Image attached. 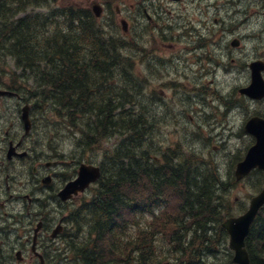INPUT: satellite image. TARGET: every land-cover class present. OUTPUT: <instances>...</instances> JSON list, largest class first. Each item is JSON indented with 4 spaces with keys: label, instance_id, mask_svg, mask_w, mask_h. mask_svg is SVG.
Instances as JSON below:
<instances>
[{
    "label": "trees",
    "instance_id": "trees-1",
    "mask_svg": "<svg viewBox=\"0 0 264 264\" xmlns=\"http://www.w3.org/2000/svg\"><path fill=\"white\" fill-rule=\"evenodd\" d=\"M56 10L58 12L50 13ZM110 28L116 33L119 27L113 25ZM125 45L129 46L128 54ZM131 46L112 34L89 9L72 4L61 6L59 0H0V87L22 90L25 82L28 92L39 90L41 95L36 106L49 107L44 111L48 116V112L54 113L66 129L73 131L80 149H88V146L103 151L101 140L120 144L114 150L108 149L110 156H105L113 163L102 167L103 176L95 196L78 211L82 222L77 226L75 261L124 264L127 255L140 250L137 258L150 264L149 250L156 234L160 233L163 239H156V242H175L177 258L173 264H212L209 256L216 255L221 247L220 240L227 241L228 238L222 222L232 216L229 194L236 186L234 179L230 178L226 184L217 176L209 179L215 183L206 179L195 181L191 190L192 171L203 172L205 169L184 163L175 171L152 160L149 150L138 156L142 159L139 162L133 157L137 154L134 149H129L131 144L126 142L144 141L147 119L142 107L138 114L132 109L136 102L135 94L121 86L122 79L130 74L132 78V69L111 79L107 96L113 103L124 105L120 116L126 120L127 128L134 130L139 127L145 129L143 132L131 134L122 128L115 129L112 116L113 109L118 106L107 104L110 108L107 114L106 108L99 109V102L104 101L94 99L95 91L98 92L96 88L107 78L105 76L98 82L96 78L89 77L91 68H99L101 59L111 65L121 63L124 69L131 60ZM85 51H89L93 66L87 63L86 67L81 62L86 58ZM20 67L24 68L23 73L18 72ZM102 71L109 72L107 69ZM5 77H8V82ZM143 104L146 110L147 102ZM132 115L139 116V122L133 121ZM153 123L151 121V125ZM254 181L253 187L259 190L264 183V175L258 174ZM157 182L158 186L155 185ZM215 191L222 195L221 200L216 198ZM168 201L174 203L175 212L173 207L169 211L168 205L166 208L161 205ZM86 209L91 212L84 216ZM160 212H163L161 219L156 217ZM148 216H155L154 225L147 222ZM87 226L89 238H79L80 233H86L81 231ZM130 228L140 230L137 239L133 238L135 234L132 231H127ZM119 236L126 241L125 244H121L122 241L117 244ZM138 241L139 244L136 243ZM104 244L109 245L108 251ZM246 246L251 264H264V214L261 213L254 222ZM145 247V251L141 250Z\"/></svg>",
    "mask_w": 264,
    "mask_h": 264
},
{
    "label": "flooded vegetation",
    "instance_id": "flooded-vegetation-1",
    "mask_svg": "<svg viewBox=\"0 0 264 264\" xmlns=\"http://www.w3.org/2000/svg\"><path fill=\"white\" fill-rule=\"evenodd\" d=\"M137 1L139 6L135 9L137 18L133 25L136 39L140 37L138 24L147 23L142 18L144 14L153 21L149 13L162 11L161 7L157 9V4L169 0ZM144 1L152 3L148 9L142 7ZM178 1L184 2H171ZM194 2L201 15L198 24L194 21L187 25V19L181 26L174 25L173 21V24L157 22L153 28L166 40H153L148 46L135 42L134 75L139 78L148 74L154 78L148 79V88L153 85L151 102L149 100L152 113L158 110L156 103L167 109L175 106L177 89L181 116L186 107L188 112L199 113L200 106L214 108L216 104L222 108L225 105V112L234 114V108L238 110L245 103L252 107L256 102L261 107L260 117L264 119V99L253 101L243 95V90L252 84L255 69L264 80V47L255 46L251 50L254 57L250 59L247 53V46L251 47L247 42L264 39V0ZM177 28L181 29L179 39ZM253 28L257 29L254 33L251 32ZM178 44L183 47L175 52ZM167 49L169 54L160 56ZM158 63L165 65L162 78L169 77L166 81H160L161 77L153 73ZM236 82L243 86L237 88ZM165 85L170 90L166 99L163 98V87L167 90ZM1 91L10 94L0 96V110L3 111L0 115V264H43V261L44 264H61L60 253L76 229L75 206L82 199L81 195L66 202L60 199L67 183L76 178L75 164L66 163V156L58 152L52 154L55 150L50 141L44 144L38 121L40 114L33 105L29 109L32 130L27 131L24 107L30 104L29 100L37 104L36 99L28 100L26 93L16 90ZM255 94L261 95L263 91L257 89Z\"/></svg>",
    "mask_w": 264,
    "mask_h": 264
},
{
    "label": "rangeland",
    "instance_id": "rangeland-1",
    "mask_svg": "<svg viewBox=\"0 0 264 264\" xmlns=\"http://www.w3.org/2000/svg\"><path fill=\"white\" fill-rule=\"evenodd\" d=\"M152 2H158L157 0H151ZM172 0L169 1H164L161 2V8L163 9L160 11L159 17H162L166 19L164 22H169V23H174V25L181 26L183 24L184 19L186 20L185 24L191 25L192 23L198 24V16H201L198 13L197 6L195 5L194 0H184V2L178 1L177 3L171 2ZM174 1V0H173ZM59 4L61 6H64L65 4H72V5H78L82 8H87V9H92L93 5L96 2H100L101 4L104 5L105 8V13L103 17L101 18V22H103V25H105L108 29L110 26L116 25V26H121V22L123 19H128V20H134L136 22L137 16L135 15V9L138 8L139 2L137 0H59ZM152 3L144 1L142 4L143 8H149V6ZM159 10V8L157 7ZM118 10V11H117ZM57 11V10H56ZM56 11H51L50 13L56 12ZM162 13V14H161ZM185 15V17H183ZM153 17V16H152ZM157 17V18H159ZM157 18L153 19L151 23L153 26L157 25ZM172 23V24H173ZM236 24V23H235ZM138 26L141 28L139 29V35L136 39V41L140 42L141 46H148V43L150 41H161V40H166L165 37H160L159 34L153 33L151 25L149 23H141ZM178 30V28H177ZM257 29H251V32H256ZM112 34L117 35L118 32H113L110 31ZM177 39H179L181 35V29L178 30L177 32ZM130 37V35L128 36ZM128 43L129 45H132V39L128 38ZM263 41V42H262ZM250 45L251 47L247 46V53H248V59L251 57H254V55L251 53V50L257 46V45H262L264 47V39L259 40V39H254L249 42H247V45ZM128 47V48H127ZM133 47V45H132ZM183 46H180V44L175 45L174 50L177 52L178 50H181ZM126 54H128V49L129 46L125 45L124 47ZM132 51V49H131ZM86 53V58L83 59L81 62L85 63V66L88 64L92 65V60L89 51H85ZM246 53V54H247ZM169 54V50L165 53L160 54V56L166 57V55ZM1 56V54H0ZM129 56V55H128ZM131 60L130 62H127V67H124L121 63L111 65L107 62H104L100 59L101 63L99 64V68L93 66L94 68H91L89 72V77H94L96 78V81L102 80L105 76L107 78V81L98 86L96 89L98 92L95 91L94 93V99L96 101H104V102H99V109H104L106 108V113L108 114L110 112L109 105H117L118 108L113 109L114 111V117L112 116V119L115 120L112 122V124H115V129H124L127 132L131 134H139L140 132H143V130L147 129L148 133L146 134V138L144 139L143 142L136 140H133L132 142H129L127 140V143H130L131 146L133 147L134 151L138 156L145 155V151L149 150L152 154V157H157L158 154H162L166 149L168 151L171 150L173 154H179L181 158L185 161L187 166L197 168V169H205L203 172L199 171L196 172L195 170L192 171V183H191V190L194 189V183L195 181H204L205 179L207 181H210L209 179L217 176L219 177L222 182L226 184L231 178L229 175V172L234 169L236 166V160L239 156H244L247 149L253 144V140L244 133V124L249 120V118L257 113L259 115L261 114V107L259 103L255 104L254 106L256 107H250L248 110L245 109L244 111L242 110H237L234 108L235 113L234 117H230L228 115H233L231 112L228 111V113L225 112L226 106L223 105L222 108L217 106L216 104L211 107L210 105H205V106H200L199 107V115H197L196 112H188L190 111L188 107L184 108L183 110V116H181L179 113L180 107H181V99H180V94L179 91L176 89L175 91V106H173L170 109H167L163 106H160L159 103H156L157 105L155 106V109L158 108L155 114L148 109L145 110V107L143 103L147 102L146 97L141 96V103L142 110L145 112V119H147L145 129H140L137 127L136 129H128V125H126V120L121 119L120 112L124 109V105H118V103H113L110 100L109 95L107 96V90L109 88L110 82L112 78H116L123 76L124 71L128 73V70L131 72V69L133 71V57L130 55ZM129 60V59H128ZM106 63V65H104ZM87 67V66H86ZM99 71H98V69ZM161 68V69H160ZM102 69H107L109 72L104 73ZM24 68L20 67L18 70L19 73H23ZM183 71L186 72V69ZM153 73L156 76H160L161 79L160 81H166L169 77L166 75L162 78V75L165 73V65L163 63H158L153 69ZM182 73V72H181ZM118 74V75H117ZM131 75V74H130ZM128 75L124 80H121L122 87H125V91L128 90L130 91V94H138L139 92L145 91V88L143 87L145 82L147 81L148 86L150 81L148 79H154L153 75H148L144 74L141 75L138 79H134L133 77ZM174 76V75H173ZM171 76V77H173ZM170 77V78H171ZM8 77H5L4 80L7 81ZM142 80V81H140ZM187 82V81H185ZM237 88H241L243 85L237 83ZM24 87H26V83L24 82ZM167 90L163 87V92L166 96L170 95V90L165 85ZM225 87V86H224ZM153 85H151V88L147 91H145L148 94V91H152ZM37 92H40L39 90H35L33 93H29L30 99H36L37 97L35 96ZM144 92V93H145ZM158 94L161 93L160 90L156 91ZM224 93V90L222 91ZM28 94V98H29ZM33 94V96H32ZM179 95V96H178ZM206 103H207V98H205ZM124 103V102H123ZM208 104V103H207ZM107 105V106H105ZM140 106V107H141ZM244 107L247 106L245 103L243 105ZM144 107V108H143ZM228 107V106H227ZM121 108V109H120ZM136 108V107H135ZM50 109L49 107L42 108V110H48ZM125 110H128L125 108ZM223 111V112H220ZM104 111V110H103ZM186 111V112H185ZM225 112V113H224ZM224 113V114H222ZM3 114V111L0 110V115ZM49 116L43 115V123L41 124L39 122V125H43L42 128V141L44 142H51L52 146H55L54 149H59L65 152L66 154V163L69 162L70 164H75L74 161H77V159L81 157L83 159V162H88V160H91L93 163H100V161L104 160V153L108 154V149L106 148H112L113 150L116 149L118 146H120L119 143L118 145H115V142L112 141L111 143L104 142V140H101L102 146L104 147L103 151L101 149H94L95 147H88V149H78L76 146L75 142H78V138L74 136L73 131H69L66 129L64 126V123L61 121H58L54 115V113H49ZM130 114V113H129ZM258 115V116H259ZM109 116V115H108ZM134 116V115H132ZM227 116V117H226ZM111 117V116H109ZM180 117H184L181 118ZM154 118H156L154 120ZM189 118V119H188ZM144 119V118H143ZM133 121L139 122V116H134ZM151 121L155 122V134L152 135V125ZM123 127H122V126ZM140 129V131H138ZM173 129V130H172ZM145 132V131H144ZM121 140V138H119ZM40 139V142H42ZM93 141V140H92ZM139 143V144H138ZM143 146V147H142ZM140 147V148H139ZM93 148V149H92ZM184 148L189 149L193 153V157L185 155L184 154ZM45 150L47 148H44ZM158 153V154H157ZM84 154V155H83ZM133 155V154H132ZM242 156V157H243ZM75 157V158H74ZM133 157H135L133 155ZM136 160L139 162V158L135 157ZM144 158V157H143ZM175 158V157H174ZM176 163V162H175ZM76 166V165H75ZM171 167L175 169H179L180 165L173 164ZM212 170V172H211ZM218 171V172H217ZM255 178H252L250 180H246L245 182L239 183L237 188H235L232 198L233 202L237 203L234 206L239 207V204L246 205L248 207L249 201H250V196L255 195L256 193H253V188L252 184L254 182ZM214 182L211 180L209 183ZM215 183V182H214ZM180 183H176V185H179ZM155 185H159L158 182ZM216 198L218 200H221L222 195L219 193V191H215ZM252 194V195H250ZM93 195L92 191L89 190L86 194L81 195V198L79 202L82 200H89V197L91 198ZM224 198V197H223ZM215 202L217 200H214ZM219 203V201H217ZM84 216L89 215L90 210L86 209ZM89 211V212H88ZM173 212H175V206L173 207ZM239 212V211H238ZM237 213V212H236ZM174 214V213H173ZM106 220V218H104ZM76 226V224H75ZM72 228V225H71ZM212 229V228H211ZM87 230L89 231V227L87 226L84 231L87 233ZM127 231H132L134 237H138L137 233L138 230H132V228L127 229ZM81 237H86L85 233L80 235ZM156 239H163L162 235H156ZM156 239L154 240V243L152 244V247L149 250V263L154 261L155 263L161 264L163 262L167 264H173L176 261L177 258V252H175V242L168 243L165 241H157ZM131 239H128L130 241ZM119 241L121 244H125L126 241L122 240V237L119 236L117 238V244H119ZM221 247L219 248L220 250L216 255H210L209 257L211 258L212 264H235L234 262L231 261L230 257L227 254L228 249V243L226 244V241L221 239ZM139 244V241L136 242ZM80 245V247H82ZM106 251L109 250L107 244H104ZM150 246V245H149ZM63 250H67L68 252V246H66ZM63 250L61 252H63ZM136 250H133L131 252V255H127L124 258L125 262L124 264H145L146 261L140 260L138 257V253L135 252ZM129 256V257H128ZM144 262V263H143Z\"/></svg>",
    "mask_w": 264,
    "mask_h": 264
},
{
    "label": "water",
    "instance_id": "water-1",
    "mask_svg": "<svg viewBox=\"0 0 264 264\" xmlns=\"http://www.w3.org/2000/svg\"><path fill=\"white\" fill-rule=\"evenodd\" d=\"M94 12L100 16L101 9L98 6L94 7ZM126 23H124V26ZM5 94V92H0ZM24 120L27 124V129L30 127L28 111L25 109ZM246 131L254 135L257 143L249 150L245 160L238 165L237 177L239 179L247 176L250 172L259 167L264 170V121L255 118L252 119L246 126ZM101 176V170L95 166L83 165L80 169L79 178L71 182L63 192V198H68L71 193L84 191L91 183L97 181ZM264 205V189L262 192L254 197L251 202L249 211L239 217L228 219L224 224L231 236L230 248L235 251L234 263L236 264H250L248 252L245 247V240L249 234L250 227L258 214L259 209Z\"/></svg>",
    "mask_w": 264,
    "mask_h": 264
},
{
    "label": "bare ground",
    "instance_id": "bare-ground-1",
    "mask_svg": "<svg viewBox=\"0 0 264 264\" xmlns=\"http://www.w3.org/2000/svg\"><path fill=\"white\" fill-rule=\"evenodd\" d=\"M56 12H58V10L56 11ZM132 47V46H131ZM128 48V47H127ZM200 52V51H199ZM135 56V55H134ZM195 59V58H194ZM62 60V59H61ZM97 60V59H96ZM94 61V60H93ZM116 62V61H115ZM95 63V62H94ZM96 65V64H95ZM118 65V64H117ZM114 66V65H113ZM161 69V68H160ZM104 70V69H103ZM98 71H99V69H98ZM118 75V74H117ZM117 77V76H116ZM124 80V79H123ZM34 82V81H33ZM116 89V88H115ZM30 95L31 94H29V98L28 99H30ZM41 95V92H37V94L35 95L37 98H36V101H37V103H38V96H40ZM32 96H33V94H32ZM132 99V98H131ZM35 100V99H34ZM145 106V105H144ZM88 107V106H87ZM142 107V106H141ZM192 111V110H191ZM115 114V113H114ZM156 118H154V120H155ZM189 119V118H188ZM154 121H152V123H153ZM152 135H154L155 134V132L154 131H156L155 130V122L152 124ZM147 130V129H146ZM173 130V129H172ZM148 133V130H147V132L145 133V134H147ZM147 137V136H146ZM136 142H138V140L136 141ZM139 144V143H138ZM143 147V146H142ZM140 148V147H139ZM106 149H110V148H106ZM129 149H133V147L132 146H130V148ZM109 154V153H108ZM84 155V154H83ZM105 155H107V154H105L104 153V157H105V159L104 160H102V161H100V163H93V162H91V160H88V163L89 164H91L92 166H99V167H103V166H110L111 165V163H113V160H107V158H106V156ZM140 155H141V153H140ZM108 156H110V154L108 155ZM135 157H138V155H136ZM81 158H83V157H81L80 156V158L79 159H77V162H79L80 161V159ZM140 160H142L140 157H138ZM104 162H106L105 164H103ZM171 168H173V167H171ZM175 169V168H174ZM176 170H178V169H176ZM206 171V170H205ZM211 172H212V170H211ZM184 175H186V173L184 172L183 173ZM195 186V185H194ZM32 189V188H31ZM126 195V194H125ZM122 196V195H121ZM121 200V199H120ZM102 223V222H101ZM179 223V222H178ZM177 241V240H176ZM181 249V248H180ZM180 251V250H179ZM173 253H176V251L175 252H173ZM251 261V260H250ZM78 263H80V264H83L81 261H78Z\"/></svg>",
    "mask_w": 264,
    "mask_h": 264
}]
</instances>
